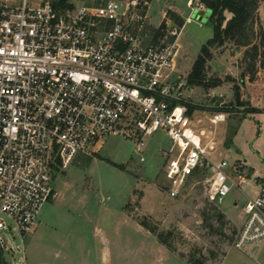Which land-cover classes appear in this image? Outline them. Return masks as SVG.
Segmentation results:
<instances>
[{"label": "built area", "instance_id": "built-area-1", "mask_svg": "<svg viewBox=\"0 0 264 264\" xmlns=\"http://www.w3.org/2000/svg\"><path fill=\"white\" fill-rule=\"evenodd\" d=\"M194 3H187L192 11L205 10L200 1ZM148 4L0 0L2 258L4 249L15 255L3 237L9 233L24 242L44 205L55 198L56 173L93 156L107 137L132 142L143 161L146 141L158 131L172 142L162 149L170 198H179L189 182L210 170L203 196L213 207L233 190L245 198L235 248L264 240V178L210 156L217 150L214 134L196 120L209 105L194 100L196 86L177 72L180 31L173 25L157 36ZM217 108L221 111L209 118L214 125L249 107L220 103ZM13 264H26L25 258Z\"/></svg>", "mask_w": 264, "mask_h": 264}, {"label": "rangeland", "instance_id": "rangeland-1", "mask_svg": "<svg viewBox=\"0 0 264 264\" xmlns=\"http://www.w3.org/2000/svg\"><path fill=\"white\" fill-rule=\"evenodd\" d=\"M62 1V0H60ZM80 0H67L76 5ZM100 0H93V2ZM150 22L155 27L175 22L180 31L178 37L179 56L177 72L189 76L198 59L201 48L213 37L214 27L211 11L194 9L188 0H148ZM199 0H195V3ZM65 2V4H66ZM195 6V5H194ZM175 11L183 20L191 19L183 27L171 16L164 13ZM255 43L261 44L264 35V0L259 4ZM226 17L230 15L226 13ZM188 19L186 21H188ZM182 20V19H181ZM163 23V24H164ZM213 57L207 63L206 81L220 82L215 88L196 86L194 100L208 104L206 112L196 114L200 128L212 131L216 153L215 159H225L231 166L246 165L249 170H257L264 177V111L230 112L226 121L214 125L209 118L219 111L217 105L236 106L238 103L234 88L239 89L240 98L255 94L257 103L261 98V81L264 67L257 59L259 84L246 86L241 83L244 71L250 63V47L240 48L228 42L223 47L211 50ZM264 47H260V52ZM249 78L252 76L246 75ZM245 79V77L243 78ZM208 94L214 98H208ZM222 96V98H220ZM247 103V101H246ZM245 103V104H246ZM247 106H252L249 102ZM256 106H259L256 104ZM172 142L163 132L158 131L146 141L141 156L135 145L120 137H107L96 148L91 157L78 159L66 172L56 173L54 179L55 198L44 205L34 230L35 248L39 252H60L70 264H100L95 259L96 246L91 243V231L101 229L120 230L126 234V250H123L124 264H190L189 259L204 264H264V243L262 241L238 250L234 246L239 228L228 221L222 211L227 212L238 223L245 205V198L238 190H233L225 201L213 207L203 196L204 187L209 186L212 172L206 170L197 180L189 182L181 196L172 199L166 190L164 168L166 159L163 148H171ZM253 174V173H250ZM244 192L251 194V188L244 186ZM222 210V211H221ZM147 220L157 227L158 233H171L173 246L170 250L162 240L145 230L138 221ZM13 234L4 236L3 250L5 264L20 262L31 239V233L21 242ZM82 235V236H81ZM167 236H164L165 239ZM92 248L91 257H86L87 247ZM52 253V254H54ZM0 252V264L2 262Z\"/></svg>", "mask_w": 264, "mask_h": 264}, {"label": "trees", "instance_id": "trees-1", "mask_svg": "<svg viewBox=\"0 0 264 264\" xmlns=\"http://www.w3.org/2000/svg\"><path fill=\"white\" fill-rule=\"evenodd\" d=\"M67 0H62L61 4L65 5ZM207 10L211 11V21L213 22L214 33L212 39H210L205 45L202 46L200 55L196 60L193 69L188 76L189 82L198 87L215 88L220 86V82L206 81L207 63L212 59V49L223 47L228 42L234 43L237 47L247 48L250 47L252 55L250 63L248 64L246 71H244L243 78L246 75L253 76L257 71V59L261 58L260 65L264 67V51L260 52V47H264V35L261 32V44L255 43L256 36V24L258 23V9L262 0H199ZM226 13L231 14V18L226 17ZM171 16V19L175 18L179 21L180 26L183 27L184 22L174 12L168 11L167 17ZM164 23V22H163ZM155 30L156 35L160 36L165 31L164 23ZM175 23V22H174ZM176 24V23H175ZM237 96V105H245L241 101L239 89L234 88ZM194 110L191 109V112ZM221 111V110H219ZM257 111L253 108H248L245 112L247 115L250 112ZM139 224L147 230L149 233L157 236L162 240V244L173 250V246L169 241L171 233L162 234L158 233L157 227L151 225L146 219L138 221ZM164 236H167L163 239ZM190 264H204L201 261L189 259Z\"/></svg>", "mask_w": 264, "mask_h": 264}, {"label": "crops", "instance_id": "crops-1", "mask_svg": "<svg viewBox=\"0 0 264 264\" xmlns=\"http://www.w3.org/2000/svg\"><path fill=\"white\" fill-rule=\"evenodd\" d=\"M171 10V9H169ZM172 12H174L178 17H180L175 11L171 10ZM229 14V13H228ZM230 18H231V14ZM164 18H167V12L164 13ZM181 18V17H180ZM228 18V19H230ZM183 20V18H181ZM188 19V18H187ZM186 19V20H187ZM184 21V24L186 22H190V21ZM263 21V25H264V19H262ZM175 26L176 24L173 22H171L169 24V26ZM184 26V25H183ZM263 72L261 71H257V75L255 77V82L252 85H258L259 84V77H261ZM252 78V77H251ZM248 76L245 77V79L242 78L241 83L244 86L243 88V92L245 90H251V89H247L246 86H250V82L249 80L251 79ZM262 83H264V80L261 81ZM251 87V86H250ZM263 91V92H262ZM261 92H262V96L260 98V102L257 103L256 101V96H254L255 94H253L252 92H250V97L249 98H243L242 99L244 101V103H246V105L250 102L252 106H249L250 108H253L257 111H264V85L261 86ZM259 105V106H256ZM243 167V169L250 171L249 168H247L246 165H241ZM250 173H254L255 176L261 177L259 171L257 170H252L250 171ZM264 178V177H262ZM250 196L253 195V193L251 192V194H248ZM222 211V210H221ZM222 213L225 215V217L227 218L228 221H231L233 224H235L239 229L242 225V221H243V217H242V213L240 216V223H238L234 218H232L231 215H229L227 212L222 211ZM31 233V239L29 244L27 245V247H25L24 250V255H25V262L26 264H70L66 261H68V259L60 252H51L52 255V259L50 258V256H48L47 252H44V254L42 252H39L37 250V248H35V234L36 231L33 229L29 232V234ZM82 236V235H81ZM25 237H28L27 235ZM91 238H92V244L93 247L94 245L96 246L95 249V259L97 261L100 262V264H124L122 255H123V250H126V234L122 231H118V230H114V231H104L101 229H94L93 231H91ZM26 239V238H25ZM24 239V241H25ZM262 242L264 243V240H262ZM92 246L87 247V251H86V257H88V259L91 257L90 255L92 254ZM54 253V254H52ZM88 264V263H87Z\"/></svg>", "mask_w": 264, "mask_h": 264}, {"label": "water", "instance_id": "water-1", "mask_svg": "<svg viewBox=\"0 0 264 264\" xmlns=\"http://www.w3.org/2000/svg\"><path fill=\"white\" fill-rule=\"evenodd\" d=\"M256 75H257V72H256V73L252 76V78L249 80L250 83L253 82V80L255 79ZM1 253H2V252H1ZM1 264H5L4 257H3V260H2V262H1Z\"/></svg>", "mask_w": 264, "mask_h": 264}]
</instances>
